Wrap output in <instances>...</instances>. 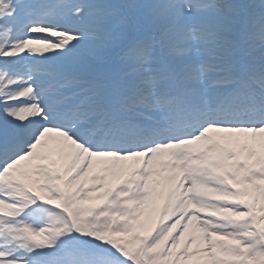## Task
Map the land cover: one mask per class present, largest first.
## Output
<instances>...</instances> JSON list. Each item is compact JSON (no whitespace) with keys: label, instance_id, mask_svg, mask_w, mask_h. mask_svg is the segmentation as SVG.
Masks as SVG:
<instances>
[{"label":"snow or ice","instance_id":"6c2138e0","mask_svg":"<svg viewBox=\"0 0 264 264\" xmlns=\"http://www.w3.org/2000/svg\"><path fill=\"white\" fill-rule=\"evenodd\" d=\"M0 264H264V0H0Z\"/></svg>","mask_w":264,"mask_h":264}]
</instances>
